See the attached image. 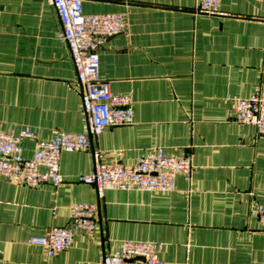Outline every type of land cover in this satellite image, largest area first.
I'll list each match as a JSON object with an SVG mask.
<instances>
[{
  "label": "crops",
  "instance_id": "obj_1",
  "mask_svg": "<svg viewBox=\"0 0 264 264\" xmlns=\"http://www.w3.org/2000/svg\"><path fill=\"white\" fill-rule=\"evenodd\" d=\"M83 0L85 13H121L124 30L100 50L99 73L133 99L134 121L107 127L88 150L64 151V181L38 187L0 178V264H99L127 240L162 243L168 264H264V137L234 120L238 98L264 95V0ZM48 0H0V131L29 128L37 139L87 132L77 72ZM163 147L190 154L189 178L173 191L108 189L78 177L104 163L134 165ZM75 202L98 204L97 228L75 230L70 248L49 255L31 236L66 226Z\"/></svg>",
  "mask_w": 264,
  "mask_h": 264
},
{
  "label": "built area",
  "instance_id": "obj_2",
  "mask_svg": "<svg viewBox=\"0 0 264 264\" xmlns=\"http://www.w3.org/2000/svg\"><path fill=\"white\" fill-rule=\"evenodd\" d=\"M62 23L61 37L66 41L74 62L76 85L82 96L87 119V132L59 131L51 139H37L31 157L24 155L23 143L36 138L29 129L0 131V178L38 187L64 181L60 169L64 151L88 150L93 136L107 127L129 125L134 121L133 99L129 94L112 90L111 82L100 77V50L105 41L122 32L125 27L121 13H85L83 0H48ZM221 0H197L196 11L215 14L220 11ZM234 120L252 124L264 137V95L260 92L236 100ZM193 169L192 156L169 155L163 147L141 155L131 166L104 163L95 154L94 171L78 180L95 184L100 196L108 189L173 191L176 176L189 178ZM254 212L264 224V205ZM99 209L95 202H75L71 205L70 220L66 226H53L46 234L31 236L30 245L45 247L49 255L67 250L74 240V231L92 233L98 225ZM162 243L151 240H127L109 253H104L99 264H168L160 258Z\"/></svg>",
  "mask_w": 264,
  "mask_h": 264
}]
</instances>
